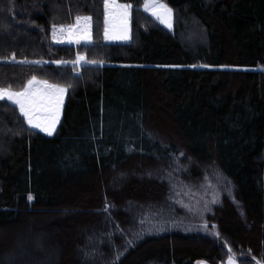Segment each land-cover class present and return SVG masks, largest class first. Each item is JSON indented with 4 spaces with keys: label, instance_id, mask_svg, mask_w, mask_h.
Here are the masks:
<instances>
[{
    "label": "trees",
    "instance_id": "trees-1",
    "mask_svg": "<svg viewBox=\"0 0 264 264\" xmlns=\"http://www.w3.org/2000/svg\"><path fill=\"white\" fill-rule=\"evenodd\" d=\"M118 1L133 5L122 43L104 41L103 0H0V88L67 87L50 136L0 100V264L35 232L57 264H221L226 247L264 262V0H162L171 30L144 0ZM77 15L92 43L54 44L52 26ZM206 165L233 197L194 233L168 175Z\"/></svg>",
    "mask_w": 264,
    "mask_h": 264
},
{
    "label": "snow or ice",
    "instance_id": "snow-or-ice-1",
    "mask_svg": "<svg viewBox=\"0 0 264 264\" xmlns=\"http://www.w3.org/2000/svg\"><path fill=\"white\" fill-rule=\"evenodd\" d=\"M104 3V39L127 40L130 19L131 3H118L117 0H103ZM144 10L149 11L161 24L171 27L173 10L163 3L162 0H144ZM90 16L75 17V23L69 25L55 24L52 26V39L56 43H80L81 40L90 41ZM15 60V56L12 57ZM85 57L77 54L76 59L71 61L73 65H79ZM24 62V61H21ZM96 63V61H87ZM34 63H40L35 61ZM57 65L69 63V61H54ZM102 63V62H101ZM70 87V86H68ZM66 86L49 83L47 80L37 79L35 75L29 79L19 91L10 88H0V100L7 99L19 108L20 114L27 124L37 128L48 135H52L56 124L60 119L61 106L64 102ZM32 200V196H28ZM107 205L105 210H107ZM203 264V262H199ZM227 264H236L235 258L229 256ZM259 264V262H258Z\"/></svg>",
    "mask_w": 264,
    "mask_h": 264
},
{
    "label": "rangeland",
    "instance_id": "rangeland-1",
    "mask_svg": "<svg viewBox=\"0 0 264 264\" xmlns=\"http://www.w3.org/2000/svg\"><path fill=\"white\" fill-rule=\"evenodd\" d=\"M117 2L121 3L118 0ZM143 5H142L143 11L148 15H150L155 20H157L154 16L151 15L149 11L144 10ZM103 10H104V3H103ZM171 24H172L171 27H168L165 24H161V25L166 29L171 30L173 27V15H172ZM56 26L59 27L60 25H56ZM89 32L91 36L90 41L81 40L80 43L78 44L67 43V42L56 43L52 39V29H51V39L52 42L57 45L77 46L80 44H90L92 43V38H93L91 22H90ZM128 36L129 38L127 40L104 39V41L108 43L127 42L130 39V19L128 26ZM103 38H104V34H103ZM85 63L86 60L81 61V63L78 66ZM4 100L8 101L7 99ZM64 100H65V94H64ZM63 104L61 106L60 118L62 115ZM59 121L60 119L58 120L56 124V128L53 131L52 135L55 133ZM32 129H35L45 135H48L46 132H42L37 128H32ZM168 183H169L168 188L170 189L171 194L175 196L179 208L185 211V213H187L188 215L186 221L184 220L185 229L192 231L194 233H209V231L206 228L207 214H209L212 211L213 207L217 205L222 200L223 197H229L231 199L233 197L232 183L219 171V169H217L213 165H206L201 170V174L199 177L189 180L181 177L180 175L178 176L177 174L171 173L170 175H168ZM27 234H28L27 236L28 245L25 246L24 244L22 245V247L20 246L15 254L7 257L4 264H57L58 263L59 250L56 247V245L48 243L45 235H42L40 232L27 233ZM25 243H27V240L25 241ZM199 262H203V264H208L203 260L196 261L195 264H199ZM258 262L259 264H264V262H260V261H256V264H258ZM221 264H227V263H221ZM236 264L239 263L236 262Z\"/></svg>",
    "mask_w": 264,
    "mask_h": 264
},
{
    "label": "water",
    "instance_id": "water-1",
    "mask_svg": "<svg viewBox=\"0 0 264 264\" xmlns=\"http://www.w3.org/2000/svg\"><path fill=\"white\" fill-rule=\"evenodd\" d=\"M226 251H227V253H226L227 257H226L225 263H227V260H228V258H229L230 255L233 256V257L235 258V261H236V262H238V260H239L238 256H237L235 253H233V252L230 250L229 247H226Z\"/></svg>",
    "mask_w": 264,
    "mask_h": 264
}]
</instances>
